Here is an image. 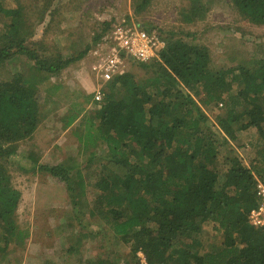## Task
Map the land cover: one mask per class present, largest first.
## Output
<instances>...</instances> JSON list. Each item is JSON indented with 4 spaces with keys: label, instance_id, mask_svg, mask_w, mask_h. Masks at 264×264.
<instances>
[{
    "label": "trees",
    "instance_id": "1",
    "mask_svg": "<svg viewBox=\"0 0 264 264\" xmlns=\"http://www.w3.org/2000/svg\"><path fill=\"white\" fill-rule=\"evenodd\" d=\"M231 3L248 22L264 25V0ZM193 4L187 21L204 12L201 2ZM20 7L5 10L0 4V12L11 18L8 31L0 33V63L23 55L35 75L0 83V263L29 237L17 221L21 194L7 162L40 125L37 83L88 52L86 47L68 58L39 54L45 48L25 40L30 31ZM110 27L96 34L93 44ZM156 35L164 42L158 57L138 62L150 63L149 77L137 79L127 71L105 82L99 101L89 94L83 103H69L64 126L94 104L77 139L86 148L98 145L100 153L91 151L84 166L70 159L38 168L64 182L77 200L92 178L99 196L88 217L129 248L134 264H140L139 252L146 264H264V228L249 222L260 203L256 182L264 183V56L250 66L213 69L206 46L173 32ZM218 104L223 111L210 123L202 107ZM244 130L252 132L250 139L259 138L248 164L231 146ZM77 264L121 262L107 252Z\"/></svg>",
    "mask_w": 264,
    "mask_h": 264
},
{
    "label": "rangeland",
    "instance_id": "2",
    "mask_svg": "<svg viewBox=\"0 0 264 264\" xmlns=\"http://www.w3.org/2000/svg\"><path fill=\"white\" fill-rule=\"evenodd\" d=\"M196 1L204 5L202 17L187 21ZM0 4L5 10L20 4L30 31L25 40L34 42L33 46L35 42L42 44L46 50L38 49V52L45 54L44 57L68 58L88 47L81 59L59 74L41 76L42 81L37 83L42 111L38 131L23 141L17 154L10 156L7 162L12 183L21 194L17 221L28 229L29 237L0 264H77L107 252L118 255L121 264L127 261L134 264L129 248L103 223L88 217L89 208L99 196V191L92 186V178L87 177L89 185L84 187L82 195H76L77 200L69 196L64 182L38 168L70 159L84 166L91 151L100 153L98 145L86 148L77 139L82 134L88 111L94 107L91 101L71 125L64 126L62 120L68 114L70 102L83 103L84 96L92 94L94 98L97 88H105L106 83L91 69L90 52L97 44H93L94 36L105 26L117 22L141 25L162 36L173 32L183 41L206 46L210 67L219 69L250 66L255 58L264 56V25L252 24L240 16L231 0H0ZM10 20V16L0 12V33L8 31ZM149 64L145 66L129 59L128 72L137 79L149 77L152 74ZM34 72L25 56H13L0 63V83L20 75L31 79ZM57 85L60 89L53 90ZM202 111L211 123L215 115L222 113L223 105L203 106ZM251 134L250 130L240 131L237 140L231 142L236 154L247 164L254 145L259 142L258 135L250 139ZM82 173L87 175L84 168ZM77 237L81 238L77 240ZM70 246L75 250L68 251ZM138 256L140 264H146L143 254L139 252Z\"/></svg>",
    "mask_w": 264,
    "mask_h": 264
},
{
    "label": "built area",
    "instance_id": "3",
    "mask_svg": "<svg viewBox=\"0 0 264 264\" xmlns=\"http://www.w3.org/2000/svg\"><path fill=\"white\" fill-rule=\"evenodd\" d=\"M164 42L155 32L147 31L141 25L117 22L101 36L95 48L91 50L92 73L103 82L128 71V60L148 62L158 57ZM102 93L97 88L94 100L99 101ZM256 196L259 204L249 214V222L255 227L264 228V183L256 182Z\"/></svg>",
    "mask_w": 264,
    "mask_h": 264
},
{
    "label": "crops",
    "instance_id": "4",
    "mask_svg": "<svg viewBox=\"0 0 264 264\" xmlns=\"http://www.w3.org/2000/svg\"><path fill=\"white\" fill-rule=\"evenodd\" d=\"M37 131H38V129H37ZM33 136H35V134Z\"/></svg>",
    "mask_w": 264,
    "mask_h": 264
}]
</instances>
